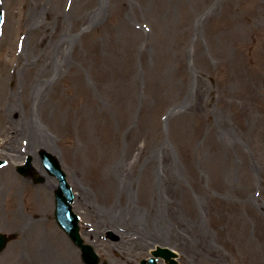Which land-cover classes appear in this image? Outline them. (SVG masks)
<instances>
[{"label":"rangeland","instance_id":"obj_1","mask_svg":"<svg viewBox=\"0 0 264 264\" xmlns=\"http://www.w3.org/2000/svg\"><path fill=\"white\" fill-rule=\"evenodd\" d=\"M0 3V111L11 94L15 109L0 116V157L12 144L20 151L0 167V232L12 235L0 264L29 263L43 241H28L36 232L22 217L43 216L45 230L47 210L84 264L55 223L53 196L51 207L36 198L52 194L54 179L34 184L15 170L28 119L52 139L32 147V165L42 168L41 150L58 159L100 264H147L154 243L167 244L157 224L177 242L167 244L177 264H264V0ZM38 75L46 81L35 91ZM128 201L137 223L121 211Z\"/></svg>","mask_w":264,"mask_h":264},{"label":"bare ground","instance_id":"obj_2","mask_svg":"<svg viewBox=\"0 0 264 264\" xmlns=\"http://www.w3.org/2000/svg\"><path fill=\"white\" fill-rule=\"evenodd\" d=\"M39 15H40V10L38 7L36 9L30 8L27 25L30 27V25L34 22V20ZM29 20H30V23H29ZM58 53L59 52H57V54ZM57 61H58V59L56 57V61L54 60V61H51L52 63L51 62L50 63L54 64V67H55V65L60 67L61 62L60 61L57 62ZM54 70H56V69H54ZM39 78H40V81L37 82L39 87L37 88V85H35V91L36 90L40 91V89H42V87H43V84L45 83L44 81H46L44 76L38 75L36 80H38ZM13 95L14 94L10 95L9 102H8L7 106L3 107V109L0 111V116H1L2 112L6 116H7V114H9V112H14L15 109H14ZM25 129L28 131V132L26 131L25 134H27V136L29 138L28 142H27V146L25 148V149L28 148L26 153H29L30 150L32 149V147H37L39 145L45 147L44 145L50 146L52 144V139L47 137L45 134H43V133H40V134L37 133L36 134V132L31 131V123H30L29 119L26 122ZM2 155H4L5 157L10 156V158H12L15 156H19L20 153H19V149L17 150V147H15V145L12 144L11 151L9 153H3ZM21 155H23V153H21ZM119 170L120 169L118 168V166H115L110 171L109 179L113 180V183L116 187V190L119 193H121L122 188L120 189L119 183H120V177L122 176V174L119 172ZM81 194L82 193H80V195ZM39 199L40 200L43 199L42 201H44V204H46V206H48V207H51V200H50L49 194L46 191L41 192ZM79 199L81 200L80 196H79ZM80 200H78L79 203L81 202ZM160 200H161V198L158 199L157 196L155 197V202H153V204H152L153 209H155L157 206H161ZM83 201H84V198H83ZM125 207H127V208L125 210H121V211L127 212L125 214H130V218L134 223L139 222L140 221V218L138 217V216H140L139 209L135 205H132L129 201ZM120 208L121 207L118 204L113 207L114 211H109V208H108L107 211L105 212L106 216H104L101 213V215H102L101 218H103V220H105L104 221L105 223L110 222L112 224L110 219L118 217V214H116V212H117V209H120ZM130 212H132V213H130ZM156 212H157V209H156ZM107 216H109V217H107ZM43 218L44 217L42 216V219L38 220L37 224H34V221L31 220L30 218H23L22 217V219H23L22 220L23 230H26L27 228L32 227L33 230L30 233L36 232V234L33 236L28 235L26 233L27 239H29L28 241L33 242V240H35V239L36 240L40 239L43 241V243L38 245L37 248L34 247V248H32V250H30V252H28V254H30L29 256L26 254L28 257H25V259L27 258L30 260H29V263L27 261V263H24V264H31V262H32V264H80V261L78 260L77 254L75 253V250L73 249V247L68 244L66 238L60 233V231L53 227L52 221L50 220V216L48 214V210H47V216H46V220H45V224H46V226L48 225V227H46L45 230H41L40 228L38 229V224L41 222L44 223ZM119 220L122 221L121 216L119 217ZM157 221H159V220H157ZM120 224H122V222ZM114 225L118 226L117 223ZM155 230H157L156 236L165 237V238H163L164 240L163 239L162 240L165 241L167 244L173 243V242H170V240L175 242L173 244L177 243L175 241L174 237H172V234L170 232H167V234H162L163 232L159 233V231L161 230L159 228V224L156 225ZM155 230H153L151 226H148V232L149 233H154ZM146 232H147V229L145 230V235H148V233H146ZM41 233L43 236H40ZM86 234L89 235L90 237H92V235H95L94 232H92L91 230H90V232L86 231ZM35 236H38V237H35ZM168 236H170V237H168ZM143 237L145 238V236L143 234H141L139 237L140 242H142ZM177 239L184 240L182 245L185 247L187 246L186 245L187 239H185V238L182 239L179 237H177ZM46 240H48V241H46ZM48 243H50V244H48ZM167 244H164V245H167ZM59 253H61L60 256H58ZM179 255H181V254L179 253ZM120 258H122V257H120Z\"/></svg>","mask_w":264,"mask_h":264},{"label":"water","instance_id":"obj_3","mask_svg":"<svg viewBox=\"0 0 264 264\" xmlns=\"http://www.w3.org/2000/svg\"><path fill=\"white\" fill-rule=\"evenodd\" d=\"M47 157H46V162L48 163L49 162V164L51 165V167H52V171L53 172H56V173H59L60 175H62V173H60V172H58V170L56 171L55 170V168H56V164H55V160H54V158H52L51 156H48V155H46ZM24 170H25V168H24ZM64 183V182H63ZM67 231H69L68 233L71 235L72 234V232H74V231H77L78 230V228H77V226H74L73 228L71 227H69L68 225L67 226H65L64 227ZM3 241H4V237H2V236H0V245L3 243ZM85 256V255H84ZM86 257V256H85ZM87 260V259H86ZM87 261H89V260H87Z\"/></svg>","mask_w":264,"mask_h":264},{"label":"snow or ice","instance_id":"obj_4","mask_svg":"<svg viewBox=\"0 0 264 264\" xmlns=\"http://www.w3.org/2000/svg\"><path fill=\"white\" fill-rule=\"evenodd\" d=\"M2 15H3V14H2V13H0V17H2Z\"/></svg>","mask_w":264,"mask_h":264}]
</instances>
